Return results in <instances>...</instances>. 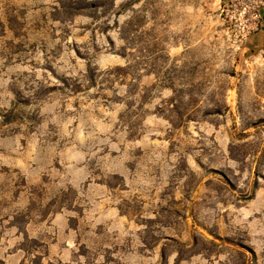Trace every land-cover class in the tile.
Wrapping results in <instances>:
<instances>
[{"label":"rangeland","instance_id":"obj_1","mask_svg":"<svg viewBox=\"0 0 264 264\" xmlns=\"http://www.w3.org/2000/svg\"><path fill=\"white\" fill-rule=\"evenodd\" d=\"M228 0H0V264H264V52Z\"/></svg>","mask_w":264,"mask_h":264},{"label":"built area","instance_id":"obj_2","mask_svg":"<svg viewBox=\"0 0 264 264\" xmlns=\"http://www.w3.org/2000/svg\"><path fill=\"white\" fill-rule=\"evenodd\" d=\"M264 0H228L224 6L225 23L241 42L257 34L263 23Z\"/></svg>","mask_w":264,"mask_h":264},{"label":"crops","instance_id":"obj_3","mask_svg":"<svg viewBox=\"0 0 264 264\" xmlns=\"http://www.w3.org/2000/svg\"><path fill=\"white\" fill-rule=\"evenodd\" d=\"M262 17H263V23L261 30L257 34L251 36L249 42V47L251 49L260 52H264V9L262 11Z\"/></svg>","mask_w":264,"mask_h":264}]
</instances>
